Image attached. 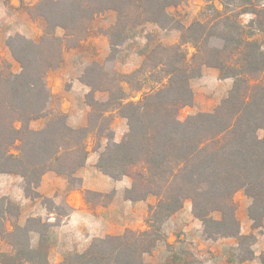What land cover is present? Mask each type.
Returning a JSON list of instances; mask_svg holds the SVG:
<instances>
[{"label": "trees", "instance_id": "obj_1", "mask_svg": "<svg viewBox=\"0 0 264 264\" xmlns=\"http://www.w3.org/2000/svg\"><path fill=\"white\" fill-rule=\"evenodd\" d=\"M183 1L41 0L34 7L43 22L39 40L9 38L7 45L20 72L14 73L7 62L0 65V173L21 177L24 195L31 199L40 197L36 189L49 171L65 178L71 189L79 188L77 172L88 158L85 142L94 137V151L106 142L96 168L113 180L131 181L124 199H156L148 206L146 229L97 238L60 264H147L144 256L163 240L161 225L186 201L208 239L246 240L236 215L234 196L239 191L250 199L247 213L253 228L262 225L264 0H223L221 9L207 7L210 13L202 20L178 27L177 44H145L142 62L131 73L100 68L98 83L87 85L90 93L104 92L107 98L97 101L91 96L85 126L73 128L59 113L41 129L29 127L31 120L50 114L47 73L60 66L65 44L74 48L89 37L97 16L107 12L116 16L105 32L114 51L146 24L169 27L167 9ZM243 14L251 17L247 24L239 20ZM187 44L194 50L190 56L184 49ZM204 67L217 70L220 80L231 79V88L211 111L181 122L180 108L193 103L190 81ZM112 115L127 123L119 142L114 141ZM15 213L19 207L1 198L0 234L9 250L0 253V264H49V248L40 233L45 223L29 217L24 224L12 223L9 230L5 221ZM32 234L39 235L35 246Z\"/></svg>", "mask_w": 264, "mask_h": 264}, {"label": "rangeland", "instance_id": "obj_2", "mask_svg": "<svg viewBox=\"0 0 264 264\" xmlns=\"http://www.w3.org/2000/svg\"><path fill=\"white\" fill-rule=\"evenodd\" d=\"M39 1L41 0H32V2L20 0L16 4L0 10V65L3 62L9 63L10 69L14 73L20 72V65L10 54L7 45L9 38L21 35L35 42L39 40L42 34L43 22L37 16L34 8ZM221 2L223 0H184L180 5L167 9V13L171 18L169 27L162 29L155 24H146L137 29L130 39L114 51H111L105 32L115 22L116 16L113 12L97 16L92 23L89 37L85 38L79 46L70 48L65 44L62 62L65 63L66 61V63L62 68L60 64L59 67L47 73L46 85L51 93L50 114L31 120L29 127L33 130L41 129L51 116L59 113L65 115L69 126L73 128L85 126L88 114L91 111L87 104L91 96L97 101H105L107 98V94L104 92L95 91L90 93L91 88L87 85L89 81L95 84L98 83V77L101 76L99 73L100 68L109 73H131L142 62L143 57L140 53L143 51L145 44L147 46H152L155 43L177 44L180 38L178 27H186L197 20H202L205 15L210 13L206 9L207 7L214 6L221 9ZM250 19V15L247 14L239 17L242 24H247ZM55 32L58 36H62L60 29ZM103 48L107 50L106 54H101ZM184 49L189 56L194 51L188 44L184 45ZM213 71L216 74H211ZM73 84H76V88H73ZM231 85V79L219 80L217 70L204 67L201 75L190 81L193 91V103L180 108L178 119L184 122L189 116L198 112L211 111L226 96ZM124 89L127 91L125 84ZM86 90L88 92H85ZM111 127L114 132V141L119 142L127 131L126 120L117 115H112ZM258 135L262 137L263 132L259 131ZM85 143L88 150L86 165H91L93 160L98 159V155L103 150L106 142L104 140L101 142V149L98 151L93 150L95 146L94 137H89ZM122 179L131 183L128 177H122ZM70 187L68 185L69 189H71ZM112 191L114 190L106 193L92 191L87 194L84 193L87 212L90 216L85 217V220H87L85 225L66 232H61L58 226L71 213V208L64 203L63 199L57 204H54L52 200H41L43 206L53 213V217L50 219L47 218L46 214L40 217L42 223H45V227L40 230V233L45 241L44 244L49 248V264H60L68 255L84 251L97 238L119 235L127 229H146L145 219L148 206L155 204L156 199L148 197L144 201H131L129 204L115 203L108 210L115 197V193L112 194ZM1 198L7 199L6 196H0ZM234 201L240 224V233L245 235L246 240L239 242L238 239L232 237H227L226 240H223L224 237L208 239L201 221L193 216L191 203L186 201L181 210L161 225L163 240L157 243L156 249L144 256L145 262L147 264H172V262L204 264L209 261V264H218L223 256L222 250H220L223 243L227 247H232L231 245L236 243L239 251L238 257L242 259L249 258L251 242L255 241L254 237L258 234L257 229L252 231L254 230L253 222L249 219L247 213L250 199L243 191H239L235 194ZM28 218L20 216V213L18 215L15 213L5 221L6 228L10 230L14 222L24 224ZM30 226L35 228L32 224ZM201 230L202 232H200ZM253 233H255L254 237L251 236ZM173 234H176L177 238L180 236L181 238L177 239L180 242L176 243L169 253L167 251L169 248L164 247L163 241L172 238ZM38 240L39 235H31L32 245L35 246ZM195 243L203 247L198 252H195ZM209 244L215 247L214 252L209 250L210 255L207 254L206 248ZM222 249L228 248L222 247ZM7 250H9V246L3 235L0 234V253Z\"/></svg>", "mask_w": 264, "mask_h": 264}, {"label": "crops", "instance_id": "obj_3", "mask_svg": "<svg viewBox=\"0 0 264 264\" xmlns=\"http://www.w3.org/2000/svg\"><path fill=\"white\" fill-rule=\"evenodd\" d=\"M18 1L20 0H0V10L7 8L9 5H14ZM23 1L32 2V0ZM106 52L107 50L104 48L101 50V54H106ZM65 63L61 62V68ZM211 74L214 75L216 73L213 71ZM73 88H76V84H73ZM85 92L88 91L86 90ZM96 162L97 160H93L91 165H86L85 163V168L83 167L81 168V170L83 169L82 171L80 170L77 172V176L81 178V186L76 189H69L67 180L65 178L58 176L51 171L46 172L42 176L36 189L40 197L34 199L28 198L24 195L23 180L21 177L12 174L0 173V196H6L10 201L14 202L19 207L20 216H23L24 218L42 217L46 214L47 218L50 219L53 217V213L48 211L43 206L41 200L43 198H47L52 200L54 204H57L61 199H63L64 203L71 208V213L65 217V221H63L62 224L58 226V228L61 232L75 230L79 226L85 225V222L87 221L85 220V217L87 218L90 216L87 212V202L84 199L85 191L106 193L114 190L115 197L112 200L111 205H109L108 210L115 203H131V201H125L123 199V192L130 186V183L128 181H124L122 178L119 180H113L110 177L102 174L96 168ZM170 218H172V216ZM256 229L258 234L255 236V233H253L255 236V241L250 246V258L240 261L238 258V245L235 243L231 245L232 247H227V245L223 243L221 246L228 249H222V247L220 248V250H222L221 252L223 256L219 260L218 264H264V220L260 227L254 228L252 231H255ZM200 232H202V230ZM180 238L181 236L177 238V235L173 234L172 238H168L163 241L164 247L169 248L167 250L169 253L171 250H173L174 245L180 242L177 240ZM223 240H226V238ZM156 248L157 247L154 249ZM201 248L203 247H200L195 243V252H198ZM206 248L208 255H210V251H215V247L211 246L210 244ZM172 264L182 263L172 262ZM204 264H209V261Z\"/></svg>", "mask_w": 264, "mask_h": 264}]
</instances>
